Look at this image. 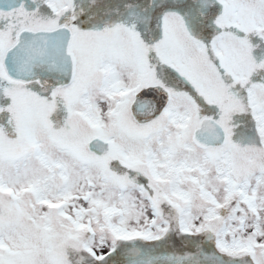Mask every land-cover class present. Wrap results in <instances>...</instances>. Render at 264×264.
<instances>
[{
	"label": "snow or ice",
	"instance_id": "snow-or-ice-1",
	"mask_svg": "<svg viewBox=\"0 0 264 264\" xmlns=\"http://www.w3.org/2000/svg\"><path fill=\"white\" fill-rule=\"evenodd\" d=\"M0 264H264V0H0Z\"/></svg>",
	"mask_w": 264,
	"mask_h": 264
},
{
	"label": "rangeland",
	"instance_id": "rangeland-1",
	"mask_svg": "<svg viewBox=\"0 0 264 264\" xmlns=\"http://www.w3.org/2000/svg\"><path fill=\"white\" fill-rule=\"evenodd\" d=\"M177 247H179V245H177ZM119 260H121V261H123V257H120V258H118Z\"/></svg>",
	"mask_w": 264,
	"mask_h": 264
}]
</instances>
